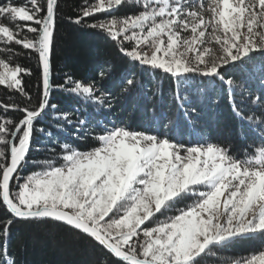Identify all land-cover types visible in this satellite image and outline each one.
I'll return each mask as SVG.
<instances>
[{
	"label": "snow or ice",
	"instance_id": "1",
	"mask_svg": "<svg viewBox=\"0 0 264 264\" xmlns=\"http://www.w3.org/2000/svg\"><path fill=\"white\" fill-rule=\"evenodd\" d=\"M125 3L129 0H91L74 22L92 18L87 27L103 32L130 62L173 79L175 113L164 117L162 126L177 131L180 115L191 122L196 109L187 90L196 77L206 78L207 86L219 79L228 87L241 138L252 133L253 143L241 156L215 142L185 146L167 134L94 120L100 112L110 113L118 98L103 84L111 79L110 67L87 83L67 77L57 87L78 106L55 112L50 55L58 0H0V20L26 22L27 32L34 34L21 37L19 24L15 31L0 24V42L34 52L42 79L35 107L0 104L5 113H23L18 122L0 115V207L8 217L0 241L10 236L14 220H53L106 250L114 258L111 264H205L209 256H220V250L245 239L259 240L260 250L223 264H264V93L245 96L243 84L221 72L228 65L248 64L257 53L264 57V0H209L206 6L201 0H130L138 12L116 17L114 12ZM0 69V86L30 102L20 75L30 71L5 59H0ZM116 86L123 96L136 81L125 74ZM237 92L241 105H254L259 115L236 104ZM49 108L55 112L51 123L56 131L76 140L91 138L96 146L80 150L37 127ZM34 132L60 152L45 148L46 158L30 160L31 151H40L33 145ZM29 163L40 168L25 176L22 169ZM0 264H15L6 247L0 250Z\"/></svg>",
	"mask_w": 264,
	"mask_h": 264
},
{
	"label": "trees",
	"instance_id": "2",
	"mask_svg": "<svg viewBox=\"0 0 264 264\" xmlns=\"http://www.w3.org/2000/svg\"><path fill=\"white\" fill-rule=\"evenodd\" d=\"M15 2L24 3L25 0H15ZM40 2L45 3V0ZM89 2L91 0H58L59 7L52 44L53 92L50 99L51 104L58 106L55 112H70L78 106L75 98L57 87L63 85L67 77L87 83L94 78L98 79L99 72L110 67L111 79L105 80L103 84L106 91L112 92L118 98L114 101L110 113L107 110L100 112L99 115L93 116L94 120L103 118L133 131L161 136L167 134L169 139L185 146L204 141L215 142L229 146L233 154L244 155V150L253 143L254 134L248 133L246 139L241 138L240 122L233 115L232 98L227 85L222 86L219 79H216L214 84L207 86L206 78L196 77L193 87L187 90L196 109L192 114L191 122L180 115L181 123L177 131L163 127L162 124L166 123L164 117H171L175 113V106L172 104L175 90L173 79L161 71H153L130 62L116 43L108 39L103 32L87 27V23L92 22V18H85L86 22L82 21L80 24L75 23L74 20L80 15L81 9ZM137 12L138 8L130 6L129 0V3L120 6L114 15L120 18ZM97 15L102 18L107 16V14ZM25 23L11 22L8 19L0 20V24L8 25L14 31L19 24L23 28L20 36L33 38L34 34L27 32ZM0 59H5L11 66L28 69L31 73L20 74L23 87L31 97V101L29 102L27 97L19 93L0 86V104H16L20 108L35 107L42 91L41 67L36 54L14 43L5 45L0 42ZM262 67H264V57L257 53L248 64L241 67L228 65L222 68L221 72L226 78H232L237 84H243L246 90L245 96L250 93L255 97L264 93V84L261 83ZM125 74L136 81V86L128 94L119 96V88L116 85ZM197 88L204 90L198 92ZM235 101L237 105H241L239 92L235 95ZM241 106L245 111H256L259 115V109L254 105L249 103ZM47 111L48 116L41 120L37 127L43 126L51 130L53 138L74 144L80 150H88L96 146L97 142L91 138L76 140L71 135L56 131L51 123L55 112L51 108ZM0 115L18 122L23 113L12 110L5 113L0 109ZM33 145H39L40 151L33 150L29 153V159L32 161L46 158L45 148H55L60 152L59 147L38 132H34ZM39 168L40 165L29 163L22 169V174L26 176ZM7 218L5 210L0 207V228ZM5 247L15 264H111V260L114 259L84 234L52 220H14L10 226V236L0 241V250ZM260 248L259 240H239L230 248L220 250V256L206 258L205 264H223L227 258H239Z\"/></svg>",
	"mask_w": 264,
	"mask_h": 264
},
{
	"label": "water",
	"instance_id": "3",
	"mask_svg": "<svg viewBox=\"0 0 264 264\" xmlns=\"http://www.w3.org/2000/svg\"><path fill=\"white\" fill-rule=\"evenodd\" d=\"M50 62H51V70H50V82L52 84V79H53V70H52V49H51V55H50ZM53 88L50 89V99L52 96ZM53 221V220H52ZM57 222V221H56ZM61 223V222H60Z\"/></svg>",
	"mask_w": 264,
	"mask_h": 264
},
{
	"label": "rangeland",
	"instance_id": "4",
	"mask_svg": "<svg viewBox=\"0 0 264 264\" xmlns=\"http://www.w3.org/2000/svg\"><path fill=\"white\" fill-rule=\"evenodd\" d=\"M201 2L206 6L209 0H201ZM185 35H187V33H185ZM213 47L216 48L217 46L213 45ZM0 71H2V69H0Z\"/></svg>",
	"mask_w": 264,
	"mask_h": 264
}]
</instances>
